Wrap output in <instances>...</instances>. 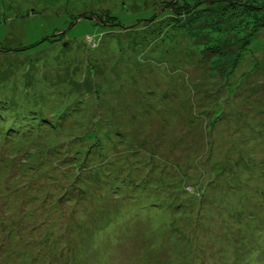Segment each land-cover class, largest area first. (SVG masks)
<instances>
[{"label":"rangeland","instance_id":"374dc122","mask_svg":"<svg viewBox=\"0 0 264 264\" xmlns=\"http://www.w3.org/2000/svg\"><path fill=\"white\" fill-rule=\"evenodd\" d=\"M21 113L44 120L0 140V262L32 250L39 264H130L145 248V264H181V237L213 255L209 239L227 241L264 200V0H0V116ZM138 162L143 205L189 208L140 216L136 188L112 198ZM41 195L61 230L10 244L5 227L29 224ZM244 241L264 264L260 237Z\"/></svg>","mask_w":264,"mask_h":264},{"label":"trees","instance_id":"16d2710c","mask_svg":"<svg viewBox=\"0 0 264 264\" xmlns=\"http://www.w3.org/2000/svg\"><path fill=\"white\" fill-rule=\"evenodd\" d=\"M110 17H113L110 15ZM92 23V22H90ZM94 24V23H92ZM4 107V105H3ZM10 118H4L0 116V126H3V130L2 132H0V140L3 142L9 141V142H13L15 140H17L19 137H23L25 133H27V127L29 128L30 126L34 127L37 124H39V122L43 119L39 118L38 116H33L32 117V121H27V123H25V121H20V119H22L24 117L23 113L21 114H17L16 118L12 119V115L9 116ZM28 126H27V125ZM42 125H45L47 123L41 122ZM29 132H33L32 130ZM67 159V158H66ZM69 160V159H67ZM65 162V161H64ZM79 162V160H78ZM1 163V162H0ZM142 163L138 162V164L136 165L135 168H133L132 171H129L128 173H130V176H127L126 181H119L121 182V184L116 183V186H110L109 192L112 193V198H116L117 200H122L121 203L124 204L125 200H129V196L131 195V191L134 190L135 188L137 189V200L140 202V216L141 214H144L146 212V210L148 209L149 212L151 211H155L157 212L160 216H162V212L164 211V209H167V212L173 211L176 213H180L183 209L185 208H189L187 203H182L179 201H175V205H173V201H168V204L166 205L165 208H163V204H166L167 202H163L161 201L162 205L159 204V202L155 201L153 208H147L145 205H143L144 200H141L142 198V194L144 193L143 189H146L143 187V180L146 176H144L145 174H143L142 172V167H139ZM82 168H84V166H82ZM6 169V166L4 168V170ZM2 170V171H4ZM140 177L139 173L143 174V178H137V175ZM77 176V174H76ZM129 182V184H128ZM151 183L153 181H150ZM110 184V183H107ZM150 188V184L147 185V189L146 191ZM31 189H36L35 187H32ZM115 189H121V190H115ZM165 190H169L166 189ZM121 193H120V192ZM118 192V193H117ZM161 191H159L160 193ZM77 194H79V192H77ZM263 194H260L258 196V198H256L255 202H258L256 205V212L246 216V217H242L241 221L238 222L239 224V229L236 232V234L231 235V237H229L227 239V241L222 242L221 244H218V242L221 240H213V238L209 239L211 242L214 241V245H210L211 248L210 249H214V253L213 255H209L207 254L205 251H203L202 249H200V247H198L197 245H199L198 243H194L192 240L189 242L186 240L185 237H181L182 240L186 241L185 243V250H181L180 253L183 256V260L181 261V264H201V262H204L206 260H208L209 263H214L215 260H217V258H221V264H254L251 261H246L245 260V256L248 252L246 251L245 253L243 251H241V247L239 246V244L245 242V239H248L251 236H259L260 240L263 242L261 244L264 245V200H263ZM132 196V195H131ZM38 201L33 205V207H31L29 210L27 209V213L24 214L23 212L22 215L24 217V219L27 222H30L29 224H24L22 223L21 225L18 226L16 221H12L11 224H15L18 228L14 227V230L12 228H8L5 227V231L7 232L6 235H8V241L10 244H13L14 238L17 234L21 235V234H26L27 237L29 239H31V242H35L37 240V236H39L40 233H38L37 228L39 226H45L47 225L46 229L48 231V234L50 235L49 239H46V242H50L52 241V237L55 236V234L59 232V230H61V228H57L55 225V221H54V214H61V209L59 206H57V204L52 200V199H45L42 197V195L40 197H37ZM78 198H81V196L79 195ZM155 198H161V195H157L155 196ZM132 199L134 200L135 198L132 197ZM45 200H50V203L53 201V203H51V205L49 204V202L45 201ZM253 200V199H252ZM97 201L100 204V207L104 208V204H105V197L100 196L99 198H97ZM172 202V203H169ZM120 203V204H121ZM178 203V204H177ZM43 204L48 205L47 207H43ZM179 207H185V208H179ZM178 208V209H177ZM129 210V208H128ZM78 212H80L81 210H79V207L77 209ZM105 209H101V215L103 216L105 214ZM123 212H127V209ZM159 215H154L152 217H150L148 214V219L149 218H155L156 216ZM260 216L259 219L256 220L255 216ZM263 215V216H261ZM138 216V218L140 217ZM64 217L66 218V213L64 215ZM51 218V221H48ZM64 218V219H65ZM103 217H97V218H87L86 220L84 219H80V221H83L82 226L84 227H89L90 230L93 229V224L97 223V220L100 219L102 220ZM48 221V223L44 224L43 222L38 224L37 226L33 225V221ZM146 221V220H145ZM152 224L154 226H159L158 223H156L155 221L152 222ZM144 225H150V223L148 221H146L144 223ZM26 226V228H25ZM60 227V225H58ZM156 230H146V233L144 234L143 238H146L147 236L155 233ZM83 233L86 231H82ZM150 233V234H149ZM195 237L198 236V229L196 228L195 231ZM249 236V237H248ZM23 237V235H22ZM25 237V236H24ZM142 237V235H141ZM66 238L68 239V236H66ZM197 238V237H196ZM84 240L86 239L85 237L83 238ZM72 242V241H71ZM193 242V245H192ZM200 246V245H199ZM76 247V244H75ZM27 249H33L30 246V243H28V246L26 247ZM78 250V248H77ZM87 251V250H86ZM31 254L35 257L36 255V260L38 259L37 256H39L41 254L40 251H38V253H33V251L31 250ZM12 253V257H14V259H12L11 257L5 258L6 259V264H39L38 261H36L34 258H27V259H23L20 260V258L22 259L24 257V254H26L24 251H19L15 252L14 250L11 251ZM24 253V254H23ZM264 251H262V249L258 248L256 250H253L252 252V259L254 262L259 263L260 259H259V255H263ZM139 254L142 255V257L140 256L139 258H133L130 259L128 263L130 264H145L143 259H148L146 257H144L145 255V248H140L139 249ZM244 254V255H243ZM5 256V255H4ZM6 257V256H5ZM206 257V258H204ZM43 258V256H42ZM44 259V258H43ZM262 259V258H261ZM150 260V259H148ZM5 262H0V264H3ZM73 264L75 263L74 261L72 262ZM41 264V263H40ZM217 264V263H216Z\"/></svg>","mask_w":264,"mask_h":264}]
</instances>
